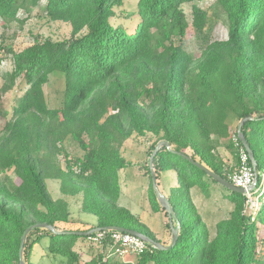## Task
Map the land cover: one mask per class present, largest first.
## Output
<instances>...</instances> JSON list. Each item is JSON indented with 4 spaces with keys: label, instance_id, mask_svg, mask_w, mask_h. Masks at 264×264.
<instances>
[{
    "label": "trees",
    "instance_id": "trees-1",
    "mask_svg": "<svg viewBox=\"0 0 264 264\" xmlns=\"http://www.w3.org/2000/svg\"><path fill=\"white\" fill-rule=\"evenodd\" d=\"M208 1L138 0L136 8L126 11L125 0H0V28L15 21L25 23L35 8L43 6L42 16L69 22L74 34L69 40L36 38L20 51L11 48L12 69L0 70V102L9 91L26 86L0 134V174H4L0 177V264H20L22 236L40 222L59 231L120 226L169 246L170 222L166 225L170 241L161 240L120 204L118 172L129 165L122 144L134 132H151L158 137L153 151L160 141H169L173 150L232 182V170H226L218 148L225 145L234 150L239 164L241 150L246 149L238 128L233 132L228 123L230 113L238 116L239 124L250 117L241 130L257 160L259 177L251 200L258 196L261 205L250 208L247 194L226 188L233 209L217 222L212 236L191 191L207 190L206 176L220 183L161 147L153 168L160 191L179 218L178 240L169 249L149 244L119 264H264V0H213L211 7L200 6ZM184 4L192 6L191 22ZM121 19L130 23L113 22ZM217 25L226 29L225 39L216 38ZM190 27L196 32L198 53L183 43ZM0 51L1 67L5 56L1 45ZM54 79L62 84L58 107L49 106L45 92ZM107 103L118 112L108 115ZM68 135L85 154L64 170L54 158L60 152L57 144ZM43 147L44 158L34 154ZM74 165L80 172L74 171ZM147 169L152 208L168 216L153 187L150 166ZM10 170L19 182L9 177ZM169 171L175 172L174 182ZM47 177L60 181L63 195L81 193L83 212L95 215L97 224L61 229V223L79 221L71 218L65 198L51 197ZM90 236L34 228L27 236L23 261L34 264L35 246L46 239L48 254L63 264H79L74 247L79 239L90 241ZM100 246L104 253L92 264H118L106 258V244Z\"/></svg>",
    "mask_w": 264,
    "mask_h": 264
},
{
    "label": "rangeland",
    "instance_id": "rangeland-1",
    "mask_svg": "<svg viewBox=\"0 0 264 264\" xmlns=\"http://www.w3.org/2000/svg\"><path fill=\"white\" fill-rule=\"evenodd\" d=\"M138 0H125L124 10L131 11L136 8ZM213 0L200 3V6L204 8L211 7ZM188 20L192 19V6L191 4H184L183 6ZM44 12L43 6L35 8L30 18L25 23L12 22L6 29L0 28V45L4 49V59L0 67L1 71H9L12 69L13 57L9 52V49L20 51L34 42L36 38L57 40H69L74 37L72 26L69 22L62 20H49L42 16ZM22 16V14H20ZM24 16V15H23ZM114 23L119 25H128L129 19L113 20ZM216 38L225 39L227 37V31L222 25H217L215 30ZM184 46L187 50L198 53L199 43L197 41L196 32L192 27L189 28L186 38L184 39ZM25 85L19 88L9 91L1 99L2 112H0V134L3 132L8 120L12 117V110L16 104V100L22 95ZM62 84L58 79L52 80L45 86V92L47 101L50 107H58L62 103L63 94L61 91ZM107 114H113L118 112L113 106L107 103ZM228 123L231 125L233 132L237 130L239 124V118L236 114L230 113L228 117ZM87 140V137L85 136ZM158 137L151 133L146 132L144 135H139L134 132L129 138H127L121 147L123 156L129 162V165L119 170V181L122 190V199L120 204L129 208L134 214H137L139 219L145 223L151 231L161 240L170 241L169 233L166 228L170 219L165 213L155 212L152 208V204L149 199L150 178L148 174V166H150V157L153 152V146L157 143ZM35 149V148H34ZM57 149L60 152L54 158L62 169L67 170L70 161H73L76 157H82L85 151L81 148L78 141H76L71 135L65 137L62 143L57 144ZM47 153V149L43 147L38 153L34 151V154L41 158H44ZM218 154L223 160L225 168L232 174L237 171L239 163L236 159V152L225 145H221L218 148ZM171 181L177 178L175 172L169 171ZM9 177L14 182H19V178L13 170L8 173ZM3 178L4 174H0ZM205 179L209 183L207 190H202L198 187L192 189V197L197 205L198 212L204 218L209 226L211 235L216 233V224L221 219L230 216L233 209V204L226 197L229 193L226 187L213 182L208 176ZM177 180V179H176ZM47 189L54 199L65 198L68 203L71 202L72 216L74 220L79 223H61V229H69L71 227L76 228H88L96 225L95 220L97 217L88 213L81 212L82 194H78L75 197H69V195H63L60 190V181L47 177L45 179ZM172 182V183H173ZM174 186V185H173ZM250 200L252 199L251 196ZM258 196H254L250 201V208L261 205L262 201L258 199ZM182 209H180V214ZM49 241L44 239L42 244H37L32 254V261L34 264H63L59 257L48 254L47 245ZM74 249L79 253V264H92L93 259H98L100 253H104L103 248L86 239H79ZM106 259V258H105ZM108 259V258H107ZM109 259L117 260L119 262H126L127 257L111 256ZM113 261V262H114Z\"/></svg>",
    "mask_w": 264,
    "mask_h": 264
},
{
    "label": "water",
    "instance_id": "water-1",
    "mask_svg": "<svg viewBox=\"0 0 264 264\" xmlns=\"http://www.w3.org/2000/svg\"><path fill=\"white\" fill-rule=\"evenodd\" d=\"M247 119H250V117H245V118H243L241 120V122H240V124L238 126V135H239V138L242 140L246 151L249 154V157H250V159L252 161V165H253V168H254V171H255L254 183L249 187V190L252 191L255 188V186L257 185L259 174L257 172V160L255 158L254 152L252 151L251 147L247 143V141H246V139H245V137L243 135V132L241 130L244 121L247 120ZM161 147H166L168 150H171L174 153L183 156L188 161H190L191 163H193L194 165H196L197 167H199L200 169L205 171L210 177H212L214 180L219 182L221 185L225 186L227 189H229L231 191L243 193V194L246 193V189L245 188L236 186L234 183H232L228 179L224 178L223 176L215 173L214 171L209 169L204 164L200 163L199 161H196L191 156H189V155H187V154H185L183 152H178V151L173 150L171 148L170 142L166 141V140H163V141H160L157 144L156 148L154 149V151H153V153H152V155L150 157V169H151L153 187L158 193L159 201H160L162 207L165 209V211L168 214V217L170 219L171 228H172V231H173L172 242H171V244L169 246L163 245L161 242L153 239L152 237H150L149 235H147V234H145V233H143L141 231H138V230H135V229H128V228L120 227V226L95 227V228H92V229L87 230V231H59V230H56L55 226L52 225V224H49L47 222H40V223H36V224H33V225L29 226L25 230V232H24V234L22 236L21 248H20V260H21L20 264H26L23 261V249H24L25 242H26V239H27V236H28L29 232L31 230H33L34 228H39V227L47 228V229L51 230L54 233H75V234H78L80 236H87V235H90V234H92V233H94L96 231H101V230H118V231L128 232V233H131V234H133L135 236H138V237L142 238L143 240H145L146 242H148L149 244H151L152 246H154L156 248H159V249H169V248L173 247L176 244V242L178 240V237H179V229H180L179 228V224H178L179 218H178L177 214L175 213V210H174L172 204L170 203L168 197L160 191V189L158 187V184H157L156 173H155L154 168H153L154 157L157 155V153H158V151L160 150ZM174 221L177 222L176 226L174 225Z\"/></svg>",
    "mask_w": 264,
    "mask_h": 264
},
{
    "label": "built area",
    "instance_id": "built-area-1",
    "mask_svg": "<svg viewBox=\"0 0 264 264\" xmlns=\"http://www.w3.org/2000/svg\"><path fill=\"white\" fill-rule=\"evenodd\" d=\"M2 52L0 51V58ZM237 136L234 135L236 140ZM241 162L235 173L231 175L232 183L238 187L246 189L248 196H251L249 187L254 183L255 171L253 166L249 163V154L246 150L242 149L240 153ZM75 172H80V167L74 165ZM262 185H264V174ZM90 241L98 245L106 244V258L111 256L127 257L128 255L143 252L148 248L149 243L142 238L135 236L128 232L118 230H101L91 234Z\"/></svg>",
    "mask_w": 264,
    "mask_h": 264
},
{
    "label": "crops",
    "instance_id": "crops-1",
    "mask_svg": "<svg viewBox=\"0 0 264 264\" xmlns=\"http://www.w3.org/2000/svg\"><path fill=\"white\" fill-rule=\"evenodd\" d=\"M122 187V186H121ZM121 192H122V190H121ZM75 196H77V195H75ZM75 196H69V197H75ZM122 199V193H121V197H120V200ZM81 205H82V201H81ZM69 209H70V212H71V218L72 219H74L73 218V216H72V208H71V202H70V200H69ZM81 212H82V214L83 213H86V212H83V210H82V208H81ZM89 214V213H88ZM92 215V214H91ZM95 222H96V224H97V219L95 220Z\"/></svg>",
    "mask_w": 264,
    "mask_h": 264
}]
</instances>
